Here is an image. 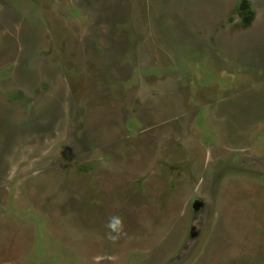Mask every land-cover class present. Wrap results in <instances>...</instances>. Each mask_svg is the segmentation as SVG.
I'll return each mask as SVG.
<instances>
[{"label": "rangeland", "instance_id": "rangeland-1", "mask_svg": "<svg viewBox=\"0 0 264 264\" xmlns=\"http://www.w3.org/2000/svg\"><path fill=\"white\" fill-rule=\"evenodd\" d=\"M0 264H264V0H0Z\"/></svg>", "mask_w": 264, "mask_h": 264}, {"label": "clouds", "instance_id": "clouds-1", "mask_svg": "<svg viewBox=\"0 0 264 264\" xmlns=\"http://www.w3.org/2000/svg\"><path fill=\"white\" fill-rule=\"evenodd\" d=\"M117 224H119V219L117 217H112L109 221L108 227L111 229Z\"/></svg>", "mask_w": 264, "mask_h": 264}]
</instances>
